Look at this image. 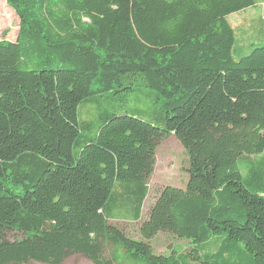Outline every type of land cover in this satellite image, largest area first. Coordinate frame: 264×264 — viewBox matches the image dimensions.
<instances>
[{
	"label": "trees",
	"instance_id": "16d2710c",
	"mask_svg": "<svg viewBox=\"0 0 264 264\" xmlns=\"http://www.w3.org/2000/svg\"><path fill=\"white\" fill-rule=\"evenodd\" d=\"M7 2L0 264H264V18L229 19L264 0ZM171 135L188 182L142 221ZM161 232L190 249L157 254Z\"/></svg>",
	"mask_w": 264,
	"mask_h": 264
},
{
	"label": "rangeland",
	"instance_id": "374dc122",
	"mask_svg": "<svg viewBox=\"0 0 264 264\" xmlns=\"http://www.w3.org/2000/svg\"><path fill=\"white\" fill-rule=\"evenodd\" d=\"M264 18V7L259 6L250 8L233 14L229 17L231 22L238 30L244 20L252 24V19ZM256 20V22H257ZM20 20L16 12L7 0H0V40L16 41L19 34ZM239 34V33H238ZM146 119L151 120L150 117ZM189 158L182 143L175 135H171L163 139L159 143L157 151V162L152 176L149 178L150 193L145 202L143 211V219L145 221L149 217L150 208L154 204L159 192L166 186H175L184 188L189 179ZM113 224L125 229L129 234L136 238L141 237L137 228L139 225L125 221H111ZM15 238L13 233L9 235ZM151 246L157 254H167L174 250L188 251L190 249L189 241L181 239L168 232H161L150 241ZM211 250H216V246H212ZM30 264H42L39 262H31ZM64 264H92L87 258L81 255H73L68 258Z\"/></svg>",
	"mask_w": 264,
	"mask_h": 264
},
{
	"label": "crops",
	"instance_id": "0c3cea01",
	"mask_svg": "<svg viewBox=\"0 0 264 264\" xmlns=\"http://www.w3.org/2000/svg\"><path fill=\"white\" fill-rule=\"evenodd\" d=\"M233 15V14H232ZM231 16V15H230Z\"/></svg>",
	"mask_w": 264,
	"mask_h": 264
}]
</instances>
